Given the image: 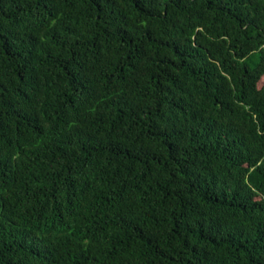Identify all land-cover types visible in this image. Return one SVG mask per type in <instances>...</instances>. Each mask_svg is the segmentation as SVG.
Masks as SVG:
<instances>
[{"label":"trees","instance_id":"trees-1","mask_svg":"<svg viewBox=\"0 0 264 264\" xmlns=\"http://www.w3.org/2000/svg\"><path fill=\"white\" fill-rule=\"evenodd\" d=\"M0 264H264V0H0Z\"/></svg>","mask_w":264,"mask_h":264}]
</instances>
